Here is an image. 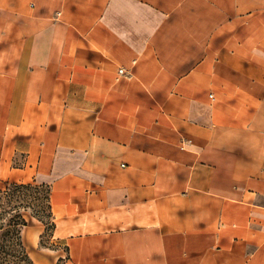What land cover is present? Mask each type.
<instances>
[{
	"label": "crops",
	"instance_id": "obj_1",
	"mask_svg": "<svg viewBox=\"0 0 264 264\" xmlns=\"http://www.w3.org/2000/svg\"><path fill=\"white\" fill-rule=\"evenodd\" d=\"M11 182L37 264H264V0H0Z\"/></svg>",
	"mask_w": 264,
	"mask_h": 264
},
{
	"label": "trees",
	"instance_id": "obj_2",
	"mask_svg": "<svg viewBox=\"0 0 264 264\" xmlns=\"http://www.w3.org/2000/svg\"><path fill=\"white\" fill-rule=\"evenodd\" d=\"M40 188L47 189L49 212L46 215L37 210L31 215L41 220L46 226L45 232L51 231V234L55 221L50 202L49 185L11 182L5 188H0V264H37L30 255L23 237V230L28 225V219L18 209L32 208L29 202L36 199L33 189ZM45 217H49V220Z\"/></svg>",
	"mask_w": 264,
	"mask_h": 264
},
{
	"label": "rangeland",
	"instance_id": "obj_3",
	"mask_svg": "<svg viewBox=\"0 0 264 264\" xmlns=\"http://www.w3.org/2000/svg\"><path fill=\"white\" fill-rule=\"evenodd\" d=\"M5 188V187H4ZM34 196L36 197L35 200H31L29 203L32 204L31 207H27L26 209L20 208L19 211H22L25 215L30 216L32 213L36 212L37 210L43 212L44 214H48L49 212V200L47 199V189L46 188H40L38 190L33 189ZM27 203V204H29ZM46 220H49V217H45ZM41 224L33 219L30 220L28 223V226L24 229L23 236L25 243L28 247V250L31 252L32 256L36 258V254L43 252V250H47L46 247H52L55 248L56 245L52 243L51 241V231L45 232L42 234L41 242L39 240H35V234L37 232V228ZM41 227V226H40ZM46 227V226H45Z\"/></svg>",
	"mask_w": 264,
	"mask_h": 264
},
{
	"label": "bare ground",
	"instance_id": "obj_4",
	"mask_svg": "<svg viewBox=\"0 0 264 264\" xmlns=\"http://www.w3.org/2000/svg\"><path fill=\"white\" fill-rule=\"evenodd\" d=\"M37 235H38V234L36 233V234H35V237H37Z\"/></svg>",
	"mask_w": 264,
	"mask_h": 264
},
{
	"label": "built area",
	"instance_id": "obj_5",
	"mask_svg": "<svg viewBox=\"0 0 264 264\" xmlns=\"http://www.w3.org/2000/svg\"><path fill=\"white\" fill-rule=\"evenodd\" d=\"M121 71H123V69H121Z\"/></svg>",
	"mask_w": 264,
	"mask_h": 264
}]
</instances>
